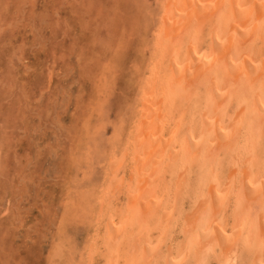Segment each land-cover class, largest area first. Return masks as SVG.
I'll use <instances>...</instances> for the list:
<instances>
[{"label": "bare ground", "instance_id": "obj_1", "mask_svg": "<svg viewBox=\"0 0 264 264\" xmlns=\"http://www.w3.org/2000/svg\"><path fill=\"white\" fill-rule=\"evenodd\" d=\"M159 2L121 149L117 132L98 184L74 178L93 198L80 263L264 264V0Z\"/></svg>", "mask_w": 264, "mask_h": 264}, {"label": "rangeland", "instance_id": "obj_2", "mask_svg": "<svg viewBox=\"0 0 264 264\" xmlns=\"http://www.w3.org/2000/svg\"><path fill=\"white\" fill-rule=\"evenodd\" d=\"M160 4L0 0V264H81L93 235L81 207L93 198L78 195L74 178L101 182L109 138L129 132ZM104 249L93 264H104Z\"/></svg>", "mask_w": 264, "mask_h": 264}]
</instances>
